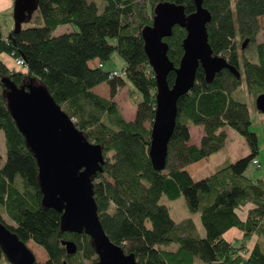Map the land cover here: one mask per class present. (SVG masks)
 Masks as SVG:
<instances>
[{
	"label": "trees",
	"instance_id": "16d2710c",
	"mask_svg": "<svg viewBox=\"0 0 264 264\" xmlns=\"http://www.w3.org/2000/svg\"><path fill=\"white\" fill-rule=\"evenodd\" d=\"M103 3L43 0L36 11L43 19L42 26L26 27L25 23L19 33L13 28L7 34L0 28V132L6 153L0 168V208L14 224H8L1 214L0 221L20 241L32 242L45 251L48 259L40 264H96L99 260L91 237L63 232L62 215L43 205L35 154L27 147L8 108L4 78L18 87L38 81L87 140L102 147V172L93 179L98 214L112 242L127 255H134L138 264H198V260L201 264H264L261 244L251 251L246 247L254 236L264 239V180L253 181L245 175L259 153V141L250 131L248 105L232 95L245 77L248 94L260 112L256 101L264 95V43L259 42L260 34H264V0H203L204 9L211 15L207 30L213 54L222 56L235 71L225 69L209 84L203 68L198 69L194 87L178 102L176 127L163 171L155 169L150 157L157 80L145 51L143 31L153 26L158 5L180 6L189 17L196 12L195 2ZM61 26H75L78 31L54 36ZM186 37V29L176 26L172 36L164 40L176 69L184 55ZM110 39L117 43L111 44ZM247 40V48L253 47L255 56L243 49ZM115 53L125 61L122 74L104 71V63ZM3 55L13 60L15 68L18 58L27 67L16 70L2 60ZM93 60L97 63L91 68ZM113 73L119 76L112 77ZM175 79L172 71L170 87ZM127 81L140 95L137 99L129 93L136 107L133 121L126 120L115 101ZM104 83L110 87V99L93 92ZM194 126L203 129L199 146L190 144ZM226 126L246 139L251 154L195 181L186 169L225 146L227 135L220 130ZM162 197L170 201L183 197L191 212L200 213L205 237L199 235L193 219H172L169 209L161 204ZM248 206L251 208L243 218ZM232 229L242 233V240L225 239ZM62 241L74 242L77 253L68 255ZM172 244L178 248H165ZM2 259L0 263L11 264L6 257Z\"/></svg>",
	"mask_w": 264,
	"mask_h": 264
},
{
	"label": "water",
	"instance_id": "95a60500",
	"mask_svg": "<svg viewBox=\"0 0 264 264\" xmlns=\"http://www.w3.org/2000/svg\"><path fill=\"white\" fill-rule=\"evenodd\" d=\"M43 0H15L13 7L14 31L19 33L29 22ZM196 12L187 17L182 7L166 3L154 11L153 26L143 31L145 51L157 80L156 116L151 128L150 157L156 170L166 168L168 146L176 127L178 102L194 87L197 72L203 68L210 84L215 76L232 68L222 56H214L209 44L207 25L210 13L204 9L203 0H194ZM181 26L187 31L183 42L184 55L179 68L168 58V45L173 29ZM245 41L243 49L248 46ZM175 71L172 87L169 74ZM240 77V75H238ZM12 119L35 154L39 166V183L43 205L62 215L63 232L91 237L99 257L96 264H138L134 255H127L107 235L98 214L94 198L93 179L102 172L104 151L91 143L73 121L56 104L43 85H21L10 79L2 80ZM258 110L264 114V95L257 101ZM68 255L77 253L72 241H62ZM0 248L11 264H39L28 244L19 240L0 221Z\"/></svg>",
	"mask_w": 264,
	"mask_h": 264
},
{
	"label": "rangeland",
	"instance_id": "374dc122",
	"mask_svg": "<svg viewBox=\"0 0 264 264\" xmlns=\"http://www.w3.org/2000/svg\"><path fill=\"white\" fill-rule=\"evenodd\" d=\"M88 1L97 2L99 5L104 4L103 0H88ZM42 25H43V19L39 12H36L32 17V20L25 24L26 27H37ZM0 28L2 29L4 34H7L10 30L14 28L13 11L9 14V16L0 14ZM77 31L78 28L75 26H61L54 32V36L57 37L66 33H72ZM109 42L115 45L117 43V40L110 39ZM259 42L264 43V34H260ZM247 47H246L247 50L246 53L251 56H255L256 55L255 49L253 47H249V48ZM2 60L7 64H11L12 65L11 67H14L13 60L12 59L9 60L7 56L3 55ZM94 61L95 60L89 63L91 68H94L92 65ZM103 66H104V71L106 72L116 71L119 74H122L123 70L126 67V64L125 61L117 53H115L112 56V59L104 63ZM14 69L19 71L23 70L22 68H19L17 66L16 68L14 67ZM30 84L34 86L41 85L38 81H33L32 83L29 84L24 83V85H30ZM129 93H133L134 97L140 99V95L135 89V87L129 81H127L126 86L119 91L118 102H119L120 110L123 116L126 118V120L133 121L136 116V107L132 104ZM232 95L238 101L248 105L251 115V121H252V126L250 127V131L258 136V141H259V153L256 156L255 160L250 162L245 175L246 177H248L253 181L264 180V114H261L255 109L253 105V99L248 94L247 91V83L245 77L243 78L242 84L238 87V89L232 92ZM220 131H225L227 135L225 146L220 151L213 154L209 158L202 160L197 164L191 165L186 169V171L191 175V177L195 181L205 179L211 176L212 174H214L215 172H217L222 167L227 166L229 164H233L238 160L248 157L251 154V150L247 144L246 139L242 135H240L239 132L228 126L222 128ZM190 132H191L190 144L199 146L201 142V138L203 136L202 127L194 126L192 127V131ZM0 154L3 156V160L0 162V168H1L6 159L5 140L2 132H0ZM255 161H257L259 165L254 164ZM161 204L165 205L169 209L172 219H174L177 222L188 218L193 219L199 235L201 237H205V229L201 222L200 213L191 212L183 197L175 201H170L167 198L162 197ZM0 214L3 216V219L8 224L10 225L14 224L9 219V217L2 211L1 208H0ZM237 234L238 236L241 237V232L239 230L232 229L226 234L225 237L228 240L233 241V236H236ZM262 240L264 241V239ZM28 247L34 253L38 263H44L47 261L48 258L45 251L41 249L39 246H37L32 242H29ZM261 247L264 249V245H261ZM165 248L170 250H176L178 248V245L172 244L171 246H165ZM2 258L3 256L0 255V261H4ZM0 264H4V263H0ZM85 264H91V263H85ZM198 264H201L199 260H198Z\"/></svg>",
	"mask_w": 264,
	"mask_h": 264
},
{
	"label": "crops",
	"instance_id": "0c3cea01",
	"mask_svg": "<svg viewBox=\"0 0 264 264\" xmlns=\"http://www.w3.org/2000/svg\"><path fill=\"white\" fill-rule=\"evenodd\" d=\"M14 1H15V0H0V14H2V15H8V16H9V14L13 11ZM7 58H8L9 60H11L8 56H7ZM96 63H97V62H96ZM96 63L94 62V64H96ZM9 65L12 66L11 64H9ZM103 68H104V67H103ZM113 72H116V71H113ZM117 73H118V72H117ZM93 92H94L95 94H97V95H99V96L105 98V99H110V96H111V93H110V87L108 86L107 83L101 84L100 86L96 87V88L93 90ZM118 94H119V92H118ZM118 94H117V96H116V98H115V101H116V102L118 103V105H119V102H118ZM190 131H192V128L190 129ZM196 164H197V163H196ZM250 208H251V206H248L247 208H245V209L243 210V212H244V213H242L243 218H245V216H246V211H247L248 209H250ZM230 231H231V230H230ZM225 236H226V235H225ZM242 237H243V235H242V233H241V237L238 236V234H237L236 236H233V241L228 240L226 237H225V239H226L227 241H229V242H237V241L242 240ZM262 239H263V238H259L258 236H254V237H252V239H251V240L249 241V243L246 245L247 250H248V251H251V250L256 246V244L264 245V241H263Z\"/></svg>",
	"mask_w": 264,
	"mask_h": 264
},
{
	"label": "built area",
	"instance_id": "2783aa9c",
	"mask_svg": "<svg viewBox=\"0 0 264 264\" xmlns=\"http://www.w3.org/2000/svg\"><path fill=\"white\" fill-rule=\"evenodd\" d=\"M92 65H94V64H92ZM15 66L22 68V69L27 67L25 61L21 58H18L15 60ZM116 76H119V75L117 73L112 74V77H116ZM254 164H258L257 161H255Z\"/></svg>",
	"mask_w": 264,
	"mask_h": 264
},
{
	"label": "flooded vegetation",
	"instance_id": "af4514ba",
	"mask_svg": "<svg viewBox=\"0 0 264 264\" xmlns=\"http://www.w3.org/2000/svg\"><path fill=\"white\" fill-rule=\"evenodd\" d=\"M7 226V225H6ZM0 255H2L3 257H6L5 256V254H4V252L1 250V248H0ZM40 264V263H39Z\"/></svg>",
	"mask_w": 264,
	"mask_h": 264
}]
</instances>
